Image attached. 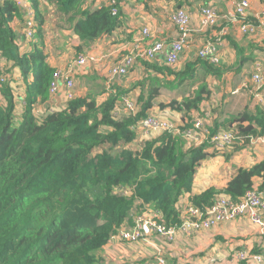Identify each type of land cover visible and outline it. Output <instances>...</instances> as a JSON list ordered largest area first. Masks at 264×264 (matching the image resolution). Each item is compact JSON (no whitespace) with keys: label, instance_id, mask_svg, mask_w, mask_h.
I'll return each mask as SVG.
<instances>
[{"label":"trees","instance_id":"trees-1","mask_svg":"<svg viewBox=\"0 0 264 264\" xmlns=\"http://www.w3.org/2000/svg\"><path fill=\"white\" fill-rule=\"evenodd\" d=\"M28 1L36 21L30 39L23 34L28 18L25 7L17 0H0V60L10 65L3 71L0 64V264H112L104 247L118 228L131 224L124 221L132 212L151 206L174 225L182 214L187 216L178 206L185 195L188 204L205 210L220 192L240 200L253 187L254 177L261 179L259 189L264 188L262 160L250 168H237L223 190L211 186L192 194L196 168L206 156L202 147L187 144L182 132L168 131L150 133L138 144V123L149 115L160 87L181 89L187 79L193 85L198 69L203 70V79L206 75L219 78L228 69L207 58L197 56L176 70L172 64L154 66L137 56L147 76L131 85L138 89L136 112L125 108L128 112L113 114L114 107L119 109L129 96L126 89L112 85L101 103L94 93H75L63 108L40 115L37 104L52 96L49 86L57 67L49 64V48L38 36L50 30L53 17L65 19L70 35L79 40L74 53L84 54L95 41L123 25L126 0H108L99 7L87 5V0ZM14 19L20 21L17 27L12 25ZM48 38L53 46V38ZM21 41L29 48H21ZM19 85L24 91V111L16 119ZM202 85L203 90L195 89L193 96H172L169 102L157 104L180 114V130L194 127L195 120L191 116L187 120V113L199 109L203 92L209 96ZM240 115L236 129H229L245 145L264 133V112L257 108L253 115ZM243 119H248L247 125H242ZM124 189L130 195H124Z\"/></svg>","mask_w":264,"mask_h":264},{"label":"crops","instance_id":"crops-1","mask_svg":"<svg viewBox=\"0 0 264 264\" xmlns=\"http://www.w3.org/2000/svg\"><path fill=\"white\" fill-rule=\"evenodd\" d=\"M17 1L21 7L30 5L28 0ZM238 1L241 0H150L153 7L149 9L148 2L144 3V8L142 5L136 6L134 12H131L128 6L126 7L128 10L126 14L128 16L125 23L128 28L125 36L133 40L140 33L139 31L143 27H146L148 29V39L146 41L162 39L167 44H170L177 36L176 28L170 20V14L178 8L187 11L190 19L191 36L190 41L179 54L175 65L172 64L176 70H181L187 63L194 61L198 56V50L206 45L212 47L214 52V60H207L215 64L227 66L228 68L219 78L206 75L204 79L202 75L203 70L198 69L196 74L198 76L197 82L191 85L190 79H187L182 83L181 89L178 86L161 87L167 90L166 93H171V96L174 97H179L180 95L193 96L195 89L197 91L199 89L203 90L202 84L206 85L204 89L208 91L209 96L204 92L202 93L204 99L199 103V109L191 110L187 113V120H191L190 116L193 117V121L196 119L201 120L203 127L208 131V133L196 134L188 143L202 147L206 154L205 158L201 160L199 166L196 168L192 194L201 193L211 186L223 190L226 183L235 174L237 168H250L264 160V133L251 137L249 144H240L241 141H238L222 150L215 149L209 141L211 134L215 132L222 130L235 131L234 129H236L241 116L240 113H243L244 116H250L256 112L257 108L264 112V17L261 15L262 4L260 0H247L248 7L245 14L243 16H236L235 5ZM107 2L108 0H87L86 4L92 7H99ZM206 5L214 7L217 13V20L211 26H202L201 24L200 11ZM132 16L134 20H132ZM243 23L253 24L254 30L244 33L241 30ZM19 24V19H14L12 25L17 27ZM44 29L46 30L47 27L44 26ZM48 36L53 38L55 34L50 30H46L45 34L38 37L39 39L42 37L45 40L46 48L48 46L50 52L53 46ZM112 37H114V33L112 35H104L83 51L86 55L92 57L91 61L99 63L98 67L100 68H96L98 73H100V69L103 67L102 58L110 57L112 53L116 52L115 47L110 43H115L117 40H114ZM23 42H20V47L24 49L29 48V45L26 43L24 46ZM72 43L74 45L79 43L77 36L72 38ZM98 50L103 51V54L99 56L95 55L98 54ZM109 50H112L111 53ZM143 59L147 61V59ZM48 62L52 66H60L58 58L49 56ZM149 62L148 64L154 66L165 64L162 54L156 55ZM257 67L259 70H257ZM66 68L67 66L62 69ZM143 69V64L137 61L133 70L134 75L131 72L128 76H112L110 70L106 71L105 76H107L108 80L105 82L101 81L94 73L91 75L87 74L88 76L90 75L88 78L90 81L97 79L98 82L103 83L102 85L100 84L102 89L96 90V87H88L87 85L82 88L79 84L80 89L77 95L94 93L97 96V102L101 103L106 99L105 95H107V92H105V89L107 90V87L112 85H117L118 89L129 87V91L138 93V89L131 88V85H133L134 80L140 79L139 77L143 74ZM147 69L153 70V68L148 67ZM13 71L19 74L17 69L14 68ZM255 73H259L263 77L261 83L253 82L252 75ZM250 76L251 82L249 80ZM14 78H17V74L14 75ZM105 85L106 87L104 88ZM15 90L16 93H21L20 96L16 94L15 99L16 110H19L21 113V111H24L23 87L19 85ZM158 102L163 101H159L157 98L149 113L157 109V115L161 117L165 116L167 112L172 115L171 120L176 123L174 125L176 127L179 126L177 124L180 120V114L169 107L160 108L157 105ZM37 105L38 113L45 114L47 110L52 108H63L65 103L61 99H54L51 96L48 101L38 103ZM195 112L197 115L194 114ZM15 117L19 119L17 115ZM233 117H236L237 120L233 122V125L227 126L229 120L233 119ZM247 120L243 119L242 125H247ZM146 137H149V135ZM195 139L196 141H192ZM260 184L261 179L254 177L251 189L263 190L264 188L259 189ZM217 195L228 196L224 192H220ZM185 201H187V195L183 196L179 203ZM119 243H110L104 247L105 256L110 262H112V258L109 255V251L114 245ZM147 243L155 248L154 250L147 245L149 249L144 248L140 251V256L145 257L147 260L152 258L156 250H160L165 253L170 264H264V262H259L254 257L264 254V234L261 233V230L255 223L250 222L246 215L212 222L200 228L196 227L186 234L177 231L170 243L156 245L150 238H148ZM241 250L246 252L247 257L245 260H238L236 258Z\"/></svg>","mask_w":264,"mask_h":264},{"label":"built area","instance_id":"built-area-1","mask_svg":"<svg viewBox=\"0 0 264 264\" xmlns=\"http://www.w3.org/2000/svg\"><path fill=\"white\" fill-rule=\"evenodd\" d=\"M114 2L113 0H111ZM262 7H261V15L264 17V0H260ZM248 7L247 0L238 1L235 5V15L236 16H243L245 11ZM32 9L29 8L27 10L28 19L25 21L23 34L27 39L32 38L34 33L35 27V20L33 18ZM117 12L116 8L112 9V13L115 14ZM200 19L202 26H211L217 20V13L214 7L211 5H206L201 8L200 11ZM170 20L172 24L175 26L177 31V36L174 40L170 42V44H166L161 41H155L151 43L144 51L141 53V56L147 60H152L155 58L156 55L162 54L166 64H175L179 58V54L183 51L184 47L190 41L191 36V29L189 27V15L186 10L182 8L176 9L174 12L170 14ZM241 30L244 33L251 32L254 30V25L251 23H243L241 25ZM143 32L146 33L147 29L143 28ZM199 57L207 58L211 61L214 60V52L213 48L206 45L201 47L197 52ZM135 57H126L122 58L120 64L112 67L110 69V73L112 76H119L125 75L129 71L130 67L134 64ZM92 60L91 56H84L79 55L77 59L74 61L73 65L80 67L86 64L88 61ZM257 70L259 68L257 67ZM71 72L65 73L60 69H56L53 73L52 80L50 82V92L52 94H56L57 90L63 81L65 83V90H66V98L69 99L72 97L73 93V79L70 76ZM252 80L255 83H261L263 81V77L259 73H255L252 75ZM124 99V98H123ZM126 99V98H125ZM127 100V99H126ZM124 105L128 110H133L135 108L134 104L131 102L130 106L123 101L121 103ZM141 127L147 131L148 133L154 132L155 129L160 128L161 126H165V122H159L152 116H146L140 121ZM200 133H208V131L203 127V123L201 120H196L194 123L193 128H188L185 130V136L188 138H192L196 134L199 135ZM206 138V137H205ZM241 138L237 134V132L233 130H222L211 134L209 141L212 146L217 150H222L230 145L235 144L237 141H240ZM185 212L187 214L184 216L182 222L178 225L173 226H166L159 214L150 213L145 216H138L140 217L139 222L135 224V228L139 231L138 234L131 238L129 236H122L125 239H137L140 236L149 233H157L167 240L172 241L175 235L176 230H180L184 233H190L196 227H203L208 225L212 222L228 220L232 218H237L240 216L246 215L248 219L255 223L256 226L261 230V233L264 234V189L263 190H247L239 201H234L230 197L226 195H218L213 203L205 210H201L198 207L190 206L185 208ZM145 218L149 219L148 221H142ZM187 218V219H185ZM165 225L169 230V235L165 236L164 231L165 229L162 225ZM181 225H183L181 229ZM152 226H157V229L151 228ZM142 227L146 230L149 229L148 232L142 231ZM246 252L241 250L236 258L238 260H245L246 259ZM255 259L259 262H264V254L263 255H256L254 256Z\"/></svg>","mask_w":264,"mask_h":264},{"label":"rangeland","instance_id":"rangeland-1","mask_svg":"<svg viewBox=\"0 0 264 264\" xmlns=\"http://www.w3.org/2000/svg\"><path fill=\"white\" fill-rule=\"evenodd\" d=\"M113 1H115V0H113ZM143 1H145V0H126L125 3L122 4V6H123L125 12H128V10L126 9L127 6H128V9L131 10V12H134L136 6L142 5L144 8ZM146 2H148L147 3L148 9L153 7V5L150 3V0H146ZM129 18H131V17H129ZM52 19H53V21H52V23H50V31H52V33L55 34V37H53L54 45H53L51 51L49 52V56L52 58H56V59L58 58V60L60 61V66H57V69L59 68L60 70H62L65 73L71 72V74H73V84H74L73 91H74V94L75 93L79 94L80 86L82 88H84L85 85H87L88 87L94 86V87H96V90L102 89V86H100V84L102 85L103 83L98 82L97 79L95 81H90L88 79L92 73L96 74V76L99 77L101 79V81L105 82L106 80H108L107 76H105V74H106L105 72L109 71L112 67L119 65L122 58H126L129 56L135 57L136 54H137V56H141V53L144 51V49H146L151 43H153L155 41H161V42L166 43L162 39L146 41L148 39V37H147L148 36V29L146 27H143V28L147 29L146 33L143 32V28H142V30L139 31L140 33H138L137 37H135L133 40L129 39L128 36H125L126 30L128 27H127V24L125 23L127 21V19H124L123 25L119 26L113 32L114 37H112V38L114 40H117V41L115 43H112L110 40V42H111L110 44L115 47L116 52L112 53V55L110 57H103L102 58L103 67H101V69H100V73H101L100 74V73H98V70L96 69V68H100V67H98L99 63H96L94 61L89 62L87 65H85L83 67H79V68H75L74 66L71 67L72 62L75 60L77 55H79L81 53H74V49H73L74 44L72 43L73 37L70 35L69 28L64 23L65 19L58 20L56 17H53ZM132 20H134L133 16H132ZM56 22H59L60 24H62V26H59V24H56ZM107 39H109V38H107ZM122 46H123V48H122ZM109 51L111 53L112 50H109ZM97 52H98V54H95V55L99 56V55L103 54V51L98 50ZM82 53H84V52H82ZM88 53H90V52H88ZM113 58H114V60H113ZM116 58H118L117 61H116ZM1 63H4V61H1ZM1 66H2L1 69L3 71L8 70V68L10 69V65L7 66L4 64H1ZM66 66H67L66 69H62ZM103 73H104V75H102ZM87 74H90V75L88 76ZM0 75H2V72H0ZM132 75H134L133 71H132ZM79 76H81V77H79ZM82 76H86V77H82ZM146 76H147V74L143 73L142 75H140V78H142V77L145 78ZM249 78H250L249 80L251 82V76ZM79 84H80V86H79ZM105 87H106V85L104 86V88ZM145 87H146V85H143V88H145ZM126 90H127V94H125V95L129 96V98H126L127 100L124 98L123 101L127 104V106H130L131 102H132L135 106L134 112H136L138 110V108L136 106L137 105L139 106L137 93L129 91L130 90L129 87L126 88ZM166 91L167 90L164 88H161V87L159 88L160 95L157 97L159 101H163V102H169L170 101V99L172 97L171 93H166ZM65 93H66L65 83L62 81L58 90H57V93L52 94V97L54 99L59 98V99H61L62 102L65 103L67 101ZM143 93H145V91H143ZM16 94L18 96L21 95L20 92H17ZM125 108L126 107L124 105L120 104L119 109H117V107L115 106L112 112H113V114H116V113L120 114L122 112H128ZM59 109H61V108H58L57 110H59ZM154 110H156V111L149 113L148 116H152L156 120H158L159 122H165V124H166L165 126H161L160 128L155 129L153 132L154 136L158 135L162 131H168V132H172V133H176V134L182 132V134H183L184 138L187 140V142L189 143L191 141L192 138H188L185 136V130H187L188 128H184V130H180L181 128L179 126L176 127V125H174L176 123L171 120L172 115H170L169 113L166 112L165 116L160 115L161 117H163V118H161L157 115L158 110L157 109H154ZM148 112H150V110H148ZM39 114L42 115L41 113H39ZM194 114L197 115L196 112ZM16 115L18 117L20 116L19 110L18 111L16 110ZM196 120H198V119H196ZM137 132H138V144H141L143 138H147L146 136L150 134L141 127L140 122L138 123ZM192 141H196V139L192 140ZM230 146H232V145H230ZM230 146H228V147H230ZM125 186H126V188H130L128 185H125ZM123 194L124 195H130V191H127L126 189H124ZM178 206H179V208L183 207V209H184L183 211H185V208L190 207L191 204H188L187 201L180 202V203L178 202ZM139 210H140V208H139ZM150 213H153L155 215L159 214L160 215L159 218H161V221H163L166 226H173V224L166 223L162 213L160 211L152 208L151 206L145 207V210L138 211V212H136V214H134L132 212L131 218L129 220L126 219L124 221V222H129L131 224L130 225H123L120 228H118L117 231L111 235V237L107 243V245H108L110 243L116 244L117 242H120L119 244L114 245L112 247V249L109 251V255L112 258V264H170V262H168V259L165 256V253L160 251V250H156V252L153 254V256L150 260H147V259H145V257L140 256V251H142V249H144V248L149 249V247H147V245L155 250V248L152 245L147 243L148 238H150V240L153 241L156 245L157 244L170 243L171 241L167 240L165 237H163L157 233H154V232L140 236L137 239H125V238L121 237V235L122 236H129L131 238L135 237L139 232L134 227L135 224L137 222H139V220H140V217H138V216H145V215H148ZM183 219H184V214H182V216H181L180 223L182 222ZM148 220L149 219L145 218L142 221H148ZM161 225L165 229L164 235L168 236L170 229H168L163 224H161ZM174 225H178V224H174ZM182 227H183V225H181V229H182ZM151 228L158 230L157 226H152ZM142 231L148 232L149 229L145 231V229L142 227ZM177 231L182 232L180 230H176L175 235H176ZM183 234H186V233L183 232ZM141 240H144V241H141ZM153 259H154V261H152Z\"/></svg>","mask_w":264,"mask_h":264},{"label":"clouds","instance_id":"clouds-1","mask_svg":"<svg viewBox=\"0 0 264 264\" xmlns=\"http://www.w3.org/2000/svg\"><path fill=\"white\" fill-rule=\"evenodd\" d=\"M25 7V9H26V12H27V10L29 9V8H31L32 9V11H34V9H33V7L32 6H30V5H26V6H24ZM33 13V12H32ZM28 15V14H27ZM29 17V16H28ZM33 18H34V15H33ZM28 19V18H27ZM26 19V20H27ZM35 20V19H34ZM25 24V23H24ZM35 26H36V21H35ZM34 30H35V27H34ZM27 39V38H26ZM79 55H86L85 53L84 54H79ZM79 55H77V57L79 56ZM86 56H88V55H86ZM77 57L75 58V60L77 59ZM74 60V61H75ZM74 61L72 62V64H74ZM91 61V60H90ZM90 61H88L87 63H89ZM135 63V62H134ZM75 68H79V67H77V66H75V65H73ZM83 66V65H82ZM81 67V66H80ZM59 69V68H58ZM70 76L72 77V79H73V74H70ZM73 86H74V84H73ZM73 93H74V91H73ZM195 123V122H194Z\"/></svg>","mask_w":264,"mask_h":264}]
</instances>
